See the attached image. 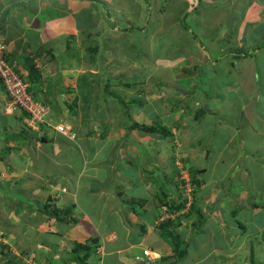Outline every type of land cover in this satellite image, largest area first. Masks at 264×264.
Masks as SVG:
<instances>
[{"label":"rangeland","instance_id":"374dc122","mask_svg":"<svg viewBox=\"0 0 264 264\" xmlns=\"http://www.w3.org/2000/svg\"><path fill=\"white\" fill-rule=\"evenodd\" d=\"M14 1L18 0H0V7L4 9L7 3H10L7 6L19 7L20 4ZM38 1L23 0L21 8L32 11ZM105 1L111 4L105 9L100 2L94 9L86 10L89 14L83 15V23L80 21L86 30L80 33L79 39H68L73 37L71 35L59 43L56 40L45 44L46 50H51V56L43 63L30 60L35 69L41 70L42 84L37 87L45 96L40 98V102L53 103L44 104L49 109L47 122L56 126L62 123L65 130H75L76 134L91 131L97 135L100 131L105 137L111 132L122 146H128L131 153L139 155L144 167L149 160L154 166L150 168L154 170L146 171V178H157V187L150 184L144 189V194H135L138 199L144 198L152 187L151 199L158 193L162 198L185 203L186 208L199 197L196 202L201 201V216H187V208L176 214L175 219L170 218L175 226H184L183 232L179 228L176 232L189 244L188 254L180 264L197 260L198 264H264V46L261 39L264 38V24H249L243 41V36L238 35L243 28L241 23L245 12L255 5L264 6V0H116L121 8L126 6L125 11L122 9L118 13L111 7L114 0ZM51 2L56 5L55 0ZM10 11L7 9L6 17ZM99 11L102 15L98 14ZM114 25L117 33L112 30ZM119 28L121 31L118 32ZM30 35L34 37L35 33L29 32ZM88 35L83 48V38ZM0 44L4 47L3 53H7L6 42L0 40ZM243 52L249 53L246 59L236 58H241ZM200 57L207 63L197 65L194 71L198 77L193 80L194 75H191L192 82H187L189 76L184 72H176L175 67L184 64L178 62L179 59H185V65L190 66L191 60L195 62ZM61 63H64L66 71L62 70L65 67ZM94 70L97 72H92ZM22 78L29 85L27 76ZM90 81L94 83L93 88L89 87ZM238 81L240 84L244 81L240 91L234 87ZM140 93L145 95V98H140L143 97L146 103L138 101L141 100L137 97ZM239 99L248 101L242 110ZM214 104L222 108L216 109ZM201 109L205 111L203 114ZM224 116L231 125H225L222 121ZM14 121L8 120L11 124ZM135 122L145 126L161 124L159 126L170 128L173 135L169 138L143 135L149 136L146 142H153L151 145L143 141L138 143L142 132L131 128ZM219 125L227 126V134L217 133ZM42 126L44 129L40 128L38 135L54 136L51 126ZM234 128L245 135L240 141L242 145L225 152L223 140L226 136H236ZM76 142L78 145L79 140ZM236 142L239 144L238 135ZM253 142V149L257 152H246L243 148L251 149ZM29 145L26 141L23 155L31 162L35 153L31 152ZM3 146H6L4 139L0 141V153L5 154ZM13 150V157L20 155ZM63 161H66L65 155ZM15 162L19 163V160L15 159ZM22 165L0 162V231L11 236L19 234L11 221L18 222L25 209L40 208L45 202H39L36 195L41 192L39 188L36 193L33 191L34 179L32 191L21 192L29 186L28 181H22L23 176L29 174L23 173L26 167ZM44 165L42 158L38 168ZM157 167H161L159 173ZM163 167L166 174L172 171L173 177V167H177L179 180L187 182L186 185L180 184L179 193L165 184L170 177L171 180L174 178L171 175L163 180ZM190 170H202L197 178L209 184L206 190L204 185L196 187L195 197L187 188ZM212 187L217 194L215 202L208 200ZM245 191L247 194L243 193ZM42 195H47V192H42ZM123 199L119 204L129 212L132 200L130 197ZM134 207L145 221H148L147 215L153 216L154 209L148 203H137ZM163 216L164 220L168 219ZM158 221L153 226H158L161 220ZM195 224H201L199 230L191 231ZM161 240L167 253L172 254L174 247L166 239ZM0 242H3L2 238ZM11 242L6 241L5 244L9 245L7 250L0 247V264L13 257ZM148 256L152 254L149 252ZM203 260L205 262L201 263Z\"/></svg>","mask_w":264,"mask_h":264},{"label":"crops","instance_id":"0c3cea01","mask_svg":"<svg viewBox=\"0 0 264 264\" xmlns=\"http://www.w3.org/2000/svg\"><path fill=\"white\" fill-rule=\"evenodd\" d=\"M51 1L39 0L37 5L32 8V11H29L30 13L25 10V8H21L24 4L23 0L14 1L18 3V5L20 4L19 7H15V5L7 6L10 3L4 4V9L0 7V40H3V42L5 41L8 47L6 60H8L24 78L27 76L29 79V66H33L32 61H30L31 59H34L35 63L39 61V63H43L48 56H51V50L48 52L46 50L47 47L45 48V44H49L50 42L54 43L56 40H58L57 43H59L61 39H66L71 35L73 37L68 39H79L80 33L86 30L80 23V21L83 23V15L89 14L86 12L89 11L91 7L94 9L101 4L95 0H55L56 5L54 6ZM102 1L104 2L102 5L104 9L107 5H111L105 0ZM114 2L115 3L111 7L116 9V13L122 9L124 11L126 10V6L121 8L116 4V0H114ZM7 9H11V11L6 17L5 12ZM23 13H26V15L23 16ZM100 14L102 15V12ZM263 16L264 6L255 5V7L249 8L242 19L241 24H243V28L238 35L243 36V34H245V28L249 26V24H264ZM114 19L117 20L116 18ZM84 24H86V20ZM89 26H91L90 22ZM112 30L117 33L115 25L114 27L112 26ZM117 31L119 32L121 29L119 28ZM29 32L35 33V36H29ZM90 35L83 38V48H85V40H87ZM241 40H244V36ZM252 40L254 39L252 38ZM24 44L25 48L23 49L22 47ZM78 49L81 48L79 47ZM178 62H184V64L180 67H175V70L180 73L184 72L185 75L189 76L187 82H192L198 77L194 71L195 68H198V64L207 63L203 61L201 57L200 59L197 58L195 62L191 60L190 66L185 65V59H179ZM67 63H69V61H66V64ZM63 64L64 63H61V65L65 67ZM209 64L212 63L209 62ZM64 69H66V67L62 70ZM92 72H97V70ZM243 72L245 73V70H243ZM191 75H194L193 80ZM92 76L93 75H91V77ZM38 80L39 83L37 86L39 87L42 84V78L39 75ZM237 83H239V81ZM243 83H239L234 87L240 91V89L244 87ZM31 84L30 82L29 85ZM37 86L35 87L37 90L32 93L40 102V98L45 95ZM93 86V81H90L89 87L93 88ZM229 90H233V88L229 87ZM43 92L45 93V91ZM141 96L144 97L145 95L140 93L139 96H137L138 99ZM143 97L141 99H143ZM176 100L180 101L179 99ZM239 101H242V110L245 107L244 103H248V101L245 99H239ZM142 103H146V101L142 100ZM216 103L218 104V102ZM44 104L51 105L53 103L46 102ZM215 104L213 106H215ZM9 105L10 98L6 93L3 82L0 80V141L4 139L6 144L5 147L3 146L5 154L0 153L3 155L1 162L4 164H14L15 166H19L20 163L24 164L22 167L26 168L23 173L29 174H26L27 176L24 175L22 181H28L29 186L21 192L27 193L32 191V180L34 179V193H36L38 188L41 191L36 194L38 198H40L39 202L43 200L51 202L46 205L47 207L44 210H41L39 207L29 210L25 209L21 212L23 216L22 219L18 222L11 221L13 228H17L19 231V234L9 239L12 241L10 244L14 251L13 257L11 258L14 259L13 264H77L73 259L72 253L74 245L76 243L85 244L94 237L100 238V245L95 253L92 254L89 260L90 264H180V262H162V259L170 256L171 253H167L165 243L161 240L162 238L159 236V232H157V226L153 225L157 224V222H159L158 220L163 221L165 219L163 218V214L166 215L168 219H175L177 216L176 214L183 213L185 209L190 208V206L179 212H170L169 206L170 202H172L171 200L160 197L158 193L157 195L156 193L152 195L151 199L149 193H151V190H154L153 187L147 192L144 198L141 199L139 197L138 199V196L135 195L136 193L139 192L144 194V189L150 187V184L156 186L158 182V179L155 177L149 176L146 178L145 172L147 171L150 173L153 172L150 170H154V168H150V166H154L149 160L147 165H145L146 167H144V164L140 161L139 155L133 152L131 153V150L127 148L128 146L126 148L122 146L120 141L115 139V134L111 132L109 135H107V133V136L103 137L100 131V133L97 132V135H94L88 132L85 133L84 131L81 134H76V131L73 130V132L70 131V135L67 136L59 133L55 129L57 126L62 125V123H58L57 126L51 125V128L54 129V136L49 137L45 135V133H43L44 135H38V131L40 128L44 129V126L40 125L37 130H28L26 126H24L26 121L25 115L23 114L24 112L20 110L11 111L8 109ZM215 108L219 109L222 107L219 105L215 106ZM9 119L15 120L14 123L12 122L13 125L8 122ZM222 121H225V125H231L226 116H224ZM225 129H228L227 126L219 125L217 133L227 134ZM190 132L187 134L188 141H190L191 137ZM234 134H236V136H226L225 140H223L222 146L225 152H228L230 148L234 150L236 145L237 148L238 145H242L240 141H242L245 135L242 136L241 131L235 128ZM140 135L141 139L138 143H142L143 141L144 144L149 142L151 145L153 141L149 140L146 142L145 139L149 136L143 135L156 134L141 133ZM237 135L239 136V144L236 142ZM14 136H17V138H14ZM39 138L40 141L38 140ZM76 139L79 140L78 145L76 144ZM26 141L30 144L29 149H32L31 152L35 153L32 157L33 161L31 160V162L28 161L25 154L23 155V147ZM37 143H40V145L37 146ZM155 143L158 142L155 141ZM256 146H258V144ZM250 147L251 149H243L249 153L257 152L256 149H253V147L255 148L254 142ZM141 148L143 151V147ZM147 148L150 147L147 146ZM13 149L20 155H15L13 157ZM123 152H125V155H123ZM63 155H65V162L63 161ZM42 158L45 161V165L42 168H38ZM9 159L12 161L10 162ZM15 159H18L19 163L15 162V164ZM50 166L52 170L49 169ZM143 169L145 170L144 172ZM157 169L159 173L161 167H157ZM162 170L161 175L163 180L166 181L165 178L167 176L172 175L173 177L172 171L166 174L164 172V167ZM173 170H175L174 180H171L170 177L167 183H165V181H163V183L168 184L171 186V189H175L179 193L180 184L182 182L178 178L179 174L177 172V167H173ZM21 171H23V169H21ZM39 176H41L42 179ZM158 176L160 177L159 174ZM141 185H143L144 188ZM203 185L205 190L209 187L208 183L203 182L201 186ZM119 188L122 190H119ZM218 191L220 195H222L220 190ZM42 192H45V194L47 192V195L43 196ZM125 192L128 194L125 195ZM215 193V187H212L209 192L210 195L208 196L209 201L212 200L215 202V197H217ZM243 193L247 194L246 191ZM123 197H130L132 200L130 203L133 202V205L130 204L131 208L129 212L124 210L122 205L119 204V202H123ZM222 197L220 198L221 200ZM196 200L198 201L199 197ZM141 202L143 204L148 203V206L154 209L151 218L147 215L148 221H145L134 207V204ZM200 203L201 201H199L198 205ZM200 206L201 205H199V207ZM212 211L213 210L210 209V212ZM192 215L201 216V210L200 212L198 210L189 213L187 216ZM197 225L200 226L201 224ZM174 227L175 231L179 228L175 226V224ZM183 227L179 228L180 232H183ZM198 230L199 228L197 227L191 229V231ZM3 232L5 231H0L1 234ZM30 242L34 244H26ZM151 245L156 247L151 248ZM144 250H149L152 256H145L143 254ZM21 256H24V258ZM29 259L30 261H27ZM7 261L8 260L2 264H11ZM203 262L205 261H201V263ZM198 263V260L194 263L189 262V264Z\"/></svg>","mask_w":264,"mask_h":264},{"label":"trees","instance_id":"16d2710c","mask_svg":"<svg viewBox=\"0 0 264 264\" xmlns=\"http://www.w3.org/2000/svg\"><path fill=\"white\" fill-rule=\"evenodd\" d=\"M97 2L98 3H100V2L104 3L102 0L101 1H97ZM261 39H262V43H263V46H264V38H261ZM253 50H255V48H253ZM248 56H249V53H244L243 56H241V58L240 57H236V58L246 59ZM10 65L13 66L12 64H10ZM38 71L39 70L35 69L34 66H29V81L32 84L29 85L28 92L30 94H32L34 100H36V101H38V99H36L34 97V94L32 92L35 91V87L39 83V80H38L39 72ZM0 80L2 81L1 78H0ZM142 100L143 99L138 100V101L142 102ZM201 112L203 114V112H205V111L201 109ZM23 114L25 115V118L29 116L26 112H24ZM159 125H161V124H158V123L154 124L153 123L151 125H146L145 126V125H141V124L135 122V123H133L131 125V128L139 130V131H141L142 133H145V134H156V135L158 134V135L164 136L166 138H169L170 136H172V131H171L170 128L161 127ZM88 133L93 134V132L91 133V131L88 132ZM103 134L104 133L102 132V135ZM38 140L40 141V138ZM2 159H3V155L0 154V162L2 161ZM201 171L202 170H196V171L195 170L194 171L190 170L189 171V175L191 176L190 177L191 179H190L189 182H190V186L192 187V192H193L192 195L194 197H195L196 187H199V186H201L203 184V182L197 178L198 174L202 173ZM182 184L186 185L187 182L183 181ZM42 202L43 201H41L40 203H42ZM172 202H170V206H169L170 207V212H179V211H181V210L186 208L185 203H176V202L172 203ZM187 202H188V199H187ZM48 203H51V202L46 200L44 202V204L41 205L43 207H40V209L44 210L47 207L46 205ZM140 204H143V203L141 202ZM141 206H143V205H141ZM255 207H259V206L255 204ZM199 208L200 207L198 206V204L196 202V198H194V200L192 201V204H191L188 212L189 213H193L194 211H198ZM54 209H56V208H54ZM199 212H200V210H199ZM195 226L197 228H199V225L195 224ZM241 226L243 227L242 224H241ZM157 228H158L159 236L161 238L166 239L174 247L173 248V253L170 256H167L166 258L162 259V262L179 263L188 254V245L189 244H187V241L183 240L181 238V236L174 230V228H175L174 227V223L170 219H166V220H163L162 222H160L159 225L157 226ZM10 237H12V236L10 234L6 233V232H3L0 235V238H2V240H3V242H0V247H2L4 250H7L9 248V245L5 244V240L9 241ZM99 245H100V238H98V237L97 238L94 237V238L90 239L85 244L76 243L74 245V248H73V251H72L74 261L77 264H90L89 260H90V258L92 256V254L95 253V251L99 247ZM0 251H1V248H0ZM7 260H8L7 262H9L11 264H12V262H14V259H7Z\"/></svg>","mask_w":264,"mask_h":264},{"label":"built area","instance_id":"2783aa9c","mask_svg":"<svg viewBox=\"0 0 264 264\" xmlns=\"http://www.w3.org/2000/svg\"><path fill=\"white\" fill-rule=\"evenodd\" d=\"M3 50L4 47L0 46V78L2 79L8 97L10 98L9 109H21L25 111L29 115L27 125L32 129H36L40 124H48L51 126V123L46 120L49 116V109L41 102L34 100L33 96L28 92L29 85L16 71L15 67L11 66L6 60L4 56L6 52L3 53ZM55 129L59 133L67 136L70 135V132L65 130L62 125L57 126ZM187 188L192 192L190 182ZM144 255H149L148 250H144Z\"/></svg>","mask_w":264,"mask_h":264},{"label":"clouds","instance_id":"9594fccd","mask_svg":"<svg viewBox=\"0 0 264 264\" xmlns=\"http://www.w3.org/2000/svg\"><path fill=\"white\" fill-rule=\"evenodd\" d=\"M31 95H32V94H31ZM35 101H36V100H35ZM37 102H39V101H37ZM8 109H9V108H8ZM9 110H11V109H9ZM17 110L23 111V110H21V109H17ZM11 111H15V110H11ZM23 112H25V111H23ZM25 119H26V121H25L26 128L29 129V130H31L32 128L29 127V126L27 125V119H28V117H26ZM40 125H44V124H40ZM40 125H38L37 128H38ZM37 128H36V129H33V130H37ZM143 254H144V251H143ZM145 256H146V255H145ZM138 259H141V258H138Z\"/></svg>","mask_w":264,"mask_h":264},{"label":"water","instance_id":"95a60500","mask_svg":"<svg viewBox=\"0 0 264 264\" xmlns=\"http://www.w3.org/2000/svg\"><path fill=\"white\" fill-rule=\"evenodd\" d=\"M42 141H43V139H42Z\"/></svg>","mask_w":264,"mask_h":264}]
</instances>
